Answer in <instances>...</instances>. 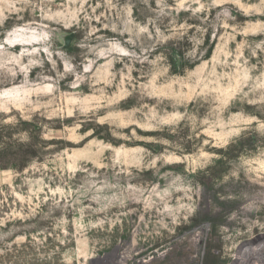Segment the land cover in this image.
Segmentation results:
<instances>
[{"label":"rangeland","instance_id":"374dc122","mask_svg":"<svg viewBox=\"0 0 264 264\" xmlns=\"http://www.w3.org/2000/svg\"><path fill=\"white\" fill-rule=\"evenodd\" d=\"M257 260L264 0H0V264Z\"/></svg>","mask_w":264,"mask_h":264},{"label":"bare ground","instance_id":"6f19581e","mask_svg":"<svg viewBox=\"0 0 264 264\" xmlns=\"http://www.w3.org/2000/svg\"><path fill=\"white\" fill-rule=\"evenodd\" d=\"M172 196V195H171ZM174 198V197H173ZM180 198V197H179ZM171 200V199H170ZM174 200V199H173ZM182 201V200H181ZM127 202H129V201H127ZM129 206L130 207H135V206H137L138 205V202L137 201H130L129 203ZM119 207V206H118ZM156 209V208H155ZM178 209V208H177ZM245 210H242L244 213H246V211H248L249 209H251V207H250V205H248L247 207H245L244 208ZM175 210V209H174ZM149 213V212H148ZM171 215V213H169V212H166L165 214H164V220L163 221H161V222H158L157 223V226H159V227H161L162 229L164 228V229H166L168 226H170L171 225V223L172 222H175V220L173 219V217H171L170 216ZM158 217V215L156 216V218ZM247 220V219H246ZM246 220L244 221V223L246 222ZM137 233V235L139 236V235H141L142 234V231L141 232H136ZM133 247H135V245L133 246ZM249 251V250H248ZM246 252V251H245ZM249 253V252H248ZM260 253V252H259ZM253 254V253H252ZM256 254H258V253H256ZM255 254V255H256ZM245 255V254H244ZM247 256V255H246ZM130 257V253H127V254H124V256H123V261L122 262H126V260L128 259ZM259 257V256H258ZM240 258V257H239ZM248 258V257H247ZM262 258V257H261ZM260 258V259H261ZM244 259V258H243ZM240 261V260H239ZM241 262V261H240ZM243 262V261H242ZM252 262V261H251ZM252 264H264L263 263V261L262 260H257V263H252Z\"/></svg>","mask_w":264,"mask_h":264}]
</instances>
